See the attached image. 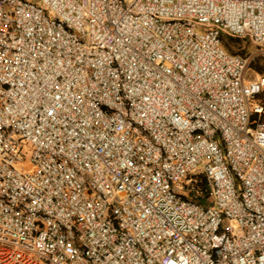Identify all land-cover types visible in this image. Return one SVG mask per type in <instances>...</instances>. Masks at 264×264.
<instances>
[{
  "label": "built area",
  "instance_id": "2783aa9c",
  "mask_svg": "<svg viewBox=\"0 0 264 264\" xmlns=\"http://www.w3.org/2000/svg\"><path fill=\"white\" fill-rule=\"evenodd\" d=\"M264 0H0V264H264Z\"/></svg>",
  "mask_w": 264,
  "mask_h": 264
},
{
  "label": "rangeland",
  "instance_id": "374dc122",
  "mask_svg": "<svg viewBox=\"0 0 264 264\" xmlns=\"http://www.w3.org/2000/svg\"><path fill=\"white\" fill-rule=\"evenodd\" d=\"M225 49H227V51L232 54L240 55L243 57L251 56L252 61H256L257 59H259L261 61V64L264 65V52L248 41H242L239 46L232 47L231 49L225 47ZM247 75L249 78H264V68L263 73L259 74L253 67H249Z\"/></svg>",
  "mask_w": 264,
  "mask_h": 264
},
{
  "label": "trees",
  "instance_id": "16d2710c",
  "mask_svg": "<svg viewBox=\"0 0 264 264\" xmlns=\"http://www.w3.org/2000/svg\"><path fill=\"white\" fill-rule=\"evenodd\" d=\"M221 41L224 47L231 49L232 47L239 46L242 43V41H246V40H241L223 35L221 37ZM249 67H253L255 71L259 74L263 73L264 65L261 64V61L259 59H257L256 61H252Z\"/></svg>",
  "mask_w": 264,
  "mask_h": 264
}]
</instances>
